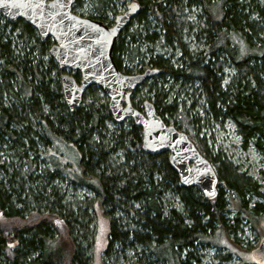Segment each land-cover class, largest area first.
Listing matches in <instances>:
<instances>
[{
	"label": "trees",
	"instance_id": "trees-1",
	"mask_svg": "<svg viewBox=\"0 0 264 264\" xmlns=\"http://www.w3.org/2000/svg\"><path fill=\"white\" fill-rule=\"evenodd\" d=\"M136 2L140 10L112 51L117 68L125 74L119 57L126 54L133 62L141 55L138 38L146 45L158 38L156 33H142L147 15L160 25L167 44L175 41L181 46L183 0ZM186 4L202 12L199 32L207 44L205 55L190 56L181 46L186 62L174 69L147 49L148 65L159 73L151 78L153 84L141 85L147 86L145 100L165 77L194 83L206 112L216 120H231L242 146L251 144L264 155V26L258 19L264 18V0H187ZM95 5L97 18L104 23L109 0H95ZM132 23L142 30L128 32ZM51 45L50 39L41 42L23 20L9 21L0 15V150L14 156L0 159V264H93L88 251L94 242L95 205L108 225L107 246L101 254L111 264L120 260L129 264L132 258L131 264L198 261L194 248L210 242L218 247L224 234L228 240L231 225L225 213L230 210L232 222L246 221L261 234L264 206H250L246 199L247 194L260 195L256 182L212 157L203 140L192 141L191 131L183 133L209 160L218 183L236 197L230 200L232 208L223 201L222 191L209 200L196 187L181 186L166 152L150 156L141 150L142 132L131 120L107 132L106 123L112 118L107 105L99 103L96 86L88 88L82 97L85 102L70 111L63 99L61 72L48 54ZM226 62L237 74L222 85ZM72 75L79 80L78 72ZM162 99L155 94L153 105L167 124L164 112H175L176 106H164ZM182 122L189 127L197 120L184 115ZM119 152L120 157L114 158ZM258 177L264 179V166ZM57 180L67 188L87 190L93 203L72 208L55 185ZM169 196L182 211L172 206Z\"/></svg>",
	"mask_w": 264,
	"mask_h": 264
},
{
	"label": "rangeland",
	"instance_id": "rangeland-1",
	"mask_svg": "<svg viewBox=\"0 0 264 264\" xmlns=\"http://www.w3.org/2000/svg\"><path fill=\"white\" fill-rule=\"evenodd\" d=\"M133 1L137 0H109L108 7L104 9V16L102 17L104 19L101 18L104 24L108 26L113 25L115 18L123 14L126 11L127 5ZM183 1L180 12L181 19L179 20V23H181L179 28L181 34L180 44L185 48H183L184 51L189 53L190 56H196L198 54L199 56H204L207 44L199 32L202 28L200 22H203L202 12L197 6L188 7L186 4L187 0ZM72 12L80 17L98 20L95 0H78L72 6ZM258 19L260 25L264 26V18L258 17ZM143 27L144 31L142 33L144 35H146V33H156L158 38L155 42H151L147 45L142 43L141 40H139L140 38H138L137 43L141 44L140 57L133 62L128 60L126 54L119 57L121 68L124 72L136 75L142 73L146 69H150V65H148V59L150 58L149 49L152 50L154 54L167 60L174 69L185 65L186 58L181 50L182 47L175 41L167 44L163 37V33L160 31V25L156 21H153L149 15H147V22L146 24L144 23ZM136 28L142 30L141 26L139 27L137 24L132 23L128 32H132ZM16 34L17 31H15L14 35ZM66 72L72 74L70 71ZM222 74L224 76L222 85H226L230 80L235 78L237 73L234 67L230 65L229 62H226L223 66ZM146 84H153V79L147 80ZM146 88L147 86L137 88V91L135 90V95L131 96V103L137 109L141 110L143 108L142 102L145 100L144 95ZM98 92L99 103L107 105V97L101 90ZM155 94L163 95L162 101L164 106H170L171 104L176 106L175 112H164V119L167 124L185 133L191 131L193 133L192 141L196 143L203 140V144L212 157L218 156L221 160L235 167L238 174H244L255 181L260 195L249 196L247 194L246 199L249 200L250 206L254 203L264 206V179L258 177L259 171L263 169L264 166V155L251 144L246 148L242 146V137L235 124L227 118L216 120L208 114L201 91L194 83H184L180 80L173 81L170 77H165L163 80L158 81L156 86L151 90L149 101L153 104L155 103ZM83 102H85V100H82V103ZM184 115L197 120V122L187 127L185 123L182 122L184 120ZM127 121L128 120L123 123L124 126ZM180 124H182V126ZM119 125L121 124H116L113 120L112 122H107V132H113ZM35 128L38 132H41L40 128L37 126H35ZM103 135L106 138L109 136L107 133H103ZM39 152H42V150L39 149ZM120 154V152L117 153L114 155V158H116V156L117 158L118 156L120 157ZM11 158H14L12 152L0 150V159L9 161ZM38 159L41 160V157L39 156ZM21 163H24V161L22 160ZM37 183L39 184V182ZM217 184V195L222 191L221 195L223 201L227 203V207L232 208L230 206V200L232 199V201H235L236 197L224 187L223 183ZM55 185L62 192H65L67 195V203L69 202L72 208L77 206L84 208L85 203L87 204L89 201L93 203L94 201L92 194L85 189L67 188L65 182L61 180H57ZM168 200L177 210L182 211L181 205L175 198L169 196ZM94 209L95 214L92 215L93 220L91 223L94 232V242L93 247L88 251V255L92 258L91 262H93V264H100L103 260L106 264H111V260H106L101 254L107 246L108 225L105 217L100 213L99 207L95 205ZM232 215L233 212L231 210L225 213V217L229 220L228 223L231 225L228 240L224 234L221 239L222 245L218 247L214 246L211 242L208 244L205 243L204 246H197L194 248V256L198 261L190 259L187 260L186 264H255L251 256V250L257 247L261 237L264 236V234H262L264 233V217H262L259 222L258 228L262 229L261 234H259L256 230L252 229L250 224L246 221H238L237 223L232 222ZM132 255L133 253L129 252V256ZM134 260L135 258H132L128 263L131 264ZM116 264L127 263L120 260Z\"/></svg>",
	"mask_w": 264,
	"mask_h": 264
},
{
	"label": "water",
	"instance_id": "water-1",
	"mask_svg": "<svg viewBox=\"0 0 264 264\" xmlns=\"http://www.w3.org/2000/svg\"><path fill=\"white\" fill-rule=\"evenodd\" d=\"M75 0H0V15L23 20L38 34L40 41L52 40L49 56L60 73L64 103L72 111L82 104L84 92L96 86L107 97V107L116 124L130 119L141 128V150L150 156L166 152L181 186L196 187L209 200L217 196L218 177L211 163L197 150L187 135L166 124L149 101L140 111L131 103V93L159 73L146 69L140 74L119 71L112 56L114 43L139 12L136 1L127 5L114 24L80 17L72 12ZM78 72L80 80L67 73ZM255 264H264V236L251 250Z\"/></svg>",
	"mask_w": 264,
	"mask_h": 264
},
{
	"label": "flooded vegetation",
	"instance_id": "flooded-vegetation-1",
	"mask_svg": "<svg viewBox=\"0 0 264 264\" xmlns=\"http://www.w3.org/2000/svg\"><path fill=\"white\" fill-rule=\"evenodd\" d=\"M78 75H79V74H78ZM72 76H73V75H72ZM74 79H75V78H74ZM79 80H80V75H79ZM79 80H78V81H79ZM131 94H132V93H131ZM135 108H136V107H135ZM142 109H143V108H142ZM142 109H141V110H142ZM139 110H140V109H139ZM141 110H140V111H141ZM156 114H157V112H156ZM157 115H158V114H157ZM128 120H130V119H128ZM162 120H163V119H162ZM131 121H132V120H131ZM140 129H141V128H140ZM141 131H142V130H141Z\"/></svg>",
	"mask_w": 264,
	"mask_h": 264
},
{
	"label": "bare ground",
	"instance_id": "bare-ground-1",
	"mask_svg": "<svg viewBox=\"0 0 264 264\" xmlns=\"http://www.w3.org/2000/svg\"><path fill=\"white\" fill-rule=\"evenodd\" d=\"M145 101H148V100H145ZM144 102V101H143ZM150 102V101H149ZM152 103V102H151ZM153 104V103H152ZM156 111V110H155ZM188 137V136H187Z\"/></svg>",
	"mask_w": 264,
	"mask_h": 264
}]
</instances>
